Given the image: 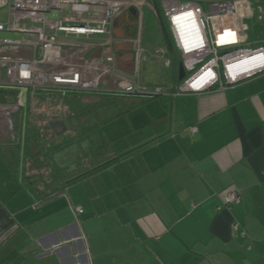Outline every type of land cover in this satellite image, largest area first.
I'll list each match as a JSON object with an SVG mask.
<instances>
[{
    "label": "crops",
    "instance_id": "1",
    "mask_svg": "<svg viewBox=\"0 0 264 264\" xmlns=\"http://www.w3.org/2000/svg\"><path fill=\"white\" fill-rule=\"evenodd\" d=\"M146 1L163 20L162 0ZM236 1L246 43L243 21L252 20V7ZM137 19L129 11L113 23L114 52L130 74ZM160 42L161 57L150 55L141 69L159 60L166 72L142 80L140 71V81L162 94L104 128L116 163L35 207L4 160L0 264H264V73L173 97L179 68L162 34ZM257 44L245 46L264 42ZM231 190L240 191V204H224ZM78 206L83 213H74Z\"/></svg>",
    "mask_w": 264,
    "mask_h": 264
},
{
    "label": "built area",
    "instance_id": "2",
    "mask_svg": "<svg viewBox=\"0 0 264 264\" xmlns=\"http://www.w3.org/2000/svg\"><path fill=\"white\" fill-rule=\"evenodd\" d=\"M146 6L159 15L146 0H0V9H9L8 23H0V120L5 121L0 142L14 139L13 114L26 115L39 95L48 98L60 90L162 94L140 81L141 66L150 57L142 45ZM132 9L138 19L130 74L114 52L113 23ZM160 10L186 72L173 97L225 90L264 73V45L245 46L238 1L216 0L204 7L197 0H162ZM188 131L193 136L198 128ZM240 203L239 190L225 194V205ZM73 211L84 212L81 206ZM233 230L247 235L238 224Z\"/></svg>",
    "mask_w": 264,
    "mask_h": 264
},
{
    "label": "trees",
    "instance_id": "3",
    "mask_svg": "<svg viewBox=\"0 0 264 264\" xmlns=\"http://www.w3.org/2000/svg\"><path fill=\"white\" fill-rule=\"evenodd\" d=\"M160 25L163 46L177 72L181 58L168 24L163 19ZM157 97L113 91H53L44 98L51 104V118L47 119L43 112L33 113L30 107L26 115L17 111L13 114L15 137L0 142V151L7 150L8 168L35 202L42 205L91 173L116 163L104 128ZM56 121L66 124L61 135L52 128ZM92 136H98L97 142Z\"/></svg>",
    "mask_w": 264,
    "mask_h": 264
},
{
    "label": "rangeland",
    "instance_id": "4",
    "mask_svg": "<svg viewBox=\"0 0 264 264\" xmlns=\"http://www.w3.org/2000/svg\"><path fill=\"white\" fill-rule=\"evenodd\" d=\"M251 7H252V20H247L245 25L244 35L246 37V45L251 46L253 44H257L258 42H264V0H248ZM149 6L145 7L144 9V27H143V46L144 48L150 52L151 57H161V55L157 52L159 49L158 45H155L156 42H160L161 34H160V20L156 18V15L153 13ZM206 7V4H204ZM8 16H9V9L8 7H3L0 9V23L7 24L8 23ZM161 26V25H160ZM258 45V44H257ZM154 46V47H153ZM151 60V59H150ZM146 68L144 70L143 66L141 69L142 72V80L151 79V78H158L160 75L164 74L166 69L162 66L159 60H155V62L146 64ZM110 81L113 84L114 81ZM117 86H115L116 88ZM146 88L153 89V87L146 85ZM156 88V87H155ZM42 102V103H41ZM50 102L45 101V99L39 95L37 99L34 100L32 107L30 110L33 113L43 112L50 113L51 107ZM114 111L111 112L113 114ZM109 115H106V117ZM105 117V116H104ZM5 127V121L0 120V130H3ZM98 136H92V139L97 142ZM7 150L0 151V177L3 167L6 168V163L4 160H9V153L7 154Z\"/></svg>",
    "mask_w": 264,
    "mask_h": 264
},
{
    "label": "water",
    "instance_id": "5",
    "mask_svg": "<svg viewBox=\"0 0 264 264\" xmlns=\"http://www.w3.org/2000/svg\"><path fill=\"white\" fill-rule=\"evenodd\" d=\"M131 12L136 14L134 9ZM186 72L183 63L179 64V80L182 81L185 78ZM25 92L22 93V102H25ZM52 128L57 135H61L66 131V124L62 121H56L52 123Z\"/></svg>",
    "mask_w": 264,
    "mask_h": 264
},
{
    "label": "bare ground",
    "instance_id": "6",
    "mask_svg": "<svg viewBox=\"0 0 264 264\" xmlns=\"http://www.w3.org/2000/svg\"><path fill=\"white\" fill-rule=\"evenodd\" d=\"M246 65H251V64H249V63L246 62Z\"/></svg>",
    "mask_w": 264,
    "mask_h": 264
}]
</instances>
